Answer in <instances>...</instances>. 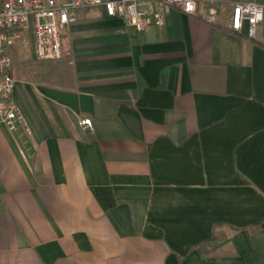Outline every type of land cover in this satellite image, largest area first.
Here are the masks:
<instances>
[{"label": "crops", "instance_id": "obj_1", "mask_svg": "<svg viewBox=\"0 0 264 264\" xmlns=\"http://www.w3.org/2000/svg\"><path fill=\"white\" fill-rule=\"evenodd\" d=\"M235 1L146 31L80 8L61 60L13 57L0 264H264V20Z\"/></svg>", "mask_w": 264, "mask_h": 264}, {"label": "built area", "instance_id": "obj_2", "mask_svg": "<svg viewBox=\"0 0 264 264\" xmlns=\"http://www.w3.org/2000/svg\"><path fill=\"white\" fill-rule=\"evenodd\" d=\"M198 4L199 0H0V123L10 129L27 124L13 100L15 78L12 73V48L24 33H31L38 60L57 61L63 58L61 33L75 20L77 9L104 6L109 15L122 17L128 26L146 31L152 26L162 28L165 15L173 6L192 14ZM263 20L264 3L234 2L233 30L241 31L246 27L248 36L255 38ZM24 45L29 47L27 41ZM81 123L92 127L91 119L81 120Z\"/></svg>", "mask_w": 264, "mask_h": 264}, {"label": "rangeland", "instance_id": "obj_3", "mask_svg": "<svg viewBox=\"0 0 264 264\" xmlns=\"http://www.w3.org/2000/svg\"><path fill=\"white\" fill-rule=\"evenodd\" d=\"M15 29H17L16 31L21 30L19 28H15ZM25 41H27L29 43V47H25V45H24ZM33 47H34V44H33V38L31 36V33L26 32L23 34V38L19 39L17 41L16 45L13 46L12 55L15 58V55L19 56L20 54H26V53L28 54L31 51H33Z\"/></svg>", "mask_w": 264, "mask_h": 264}]
</instances>
